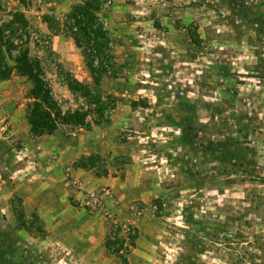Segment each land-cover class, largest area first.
<instances>
[{"label": "rangeland", "instance_id": "obj_1", "mask_svg": "<svg viewBox=\"0 0 264 264\" xmlns=\"http://www.w3.org/2000/svg\"><path fill=\"white\" fill-rule=\"evenodd\" d=\"M79 2L0 0L85 115L34 135L31 80H0V264H264V0H103L98 83L66 33ZM105 187L116 203L90 204Z\"/></svg>", "mask_w": 264, "mask_h": 264}, {"label": "trees", "instance_id": "obj_2", "mask_svg": "<svg viewBox=\"0 0 264 264\" xmlns=\"http://www.w3.org/2000/svg\"><path fill=\"white\" fill-rule=\"evenodd\" d=\"M102 4L103 0H80L64 20L66 33L73 37L79 47H85V53L90 57L87 64L95 83L99 82L100 74L114 64L110 35L97 13ZM45 18L46 22L51 23V29H59L58 20L49 16ZM32 29L29 19L19 10L11 12L7 21L0 19V80L10 79L14 72L31 80L34 102L29 107V124L32 134L52 133L60 123L82 126L85 115L80 110L62 111L44 75L40 58L31 54ZM59 75L71 91L84 96L88 93L89 86L71 73H66L65 77L59 71Z\"/></svg>", "mask_w": 264, "mask_h": 264}, {"label": "built area", "instance_id": "obj_3", "mask_svg": "<svg viewBox=\"0 0 264 264\" xmlns=\"http://www.w3.org/2000/svg\"><path fill=\"white\" fill-rule=\"evenodd\" d=\"M87 196L90 199V204L92 205L97 204L102 200H108L116 203V199L108 187L102 188L98 191H91Z\"/></svg>", "mask_w": 264, "mask_h": 264}]
</instances>
